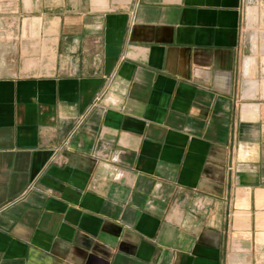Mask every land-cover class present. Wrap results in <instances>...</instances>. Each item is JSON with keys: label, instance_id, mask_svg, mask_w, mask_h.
<instances>
[{"label": "crops", "instance_id": "1", "mask_svg": "<svg viewBox=\"0 0 264 264\" xmlns=\"http://www.w3.org/2000/svg\"><path fill=\"white\" fill-rule=\"evenodd\" d=\"M0 0V264H264V0Z\"/></svg>", "mask_w": 264, "mask_h": 264}, {"label": "rangeland", "instance_id": "2", "mask_svg": "<svg viewBox=\"0 0 264 264\" xmlns=\"http://www.w3.org/2000/svg\"><path fill=\"white\" fill-rule=\"evenodd\" d=\"M256 2H257V0H249V3H250V4H248V5H249V6H251V5H255Z\"/></svg>", "mask_w": 264, "mask_h": 264}]
</instances>
